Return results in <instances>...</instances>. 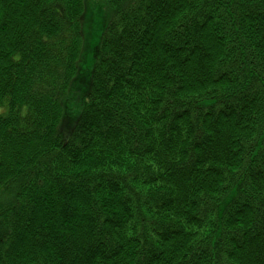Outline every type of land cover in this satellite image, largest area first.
<instances>
[{
  "label": "trees",
  "instance_id": "trees-1",
  "mask_svg": "<svg viewBox=\"0 0 264 264\" xmlns=\"http://www.w3.org/2000/svg\"><path fill=\"white\" fill-rule=\"evenodd\" d=\"M0 264H264V0H0Z\"/></svg>",
  "mask_w": 264,
  "mask_h": 264
}]
</instances>
